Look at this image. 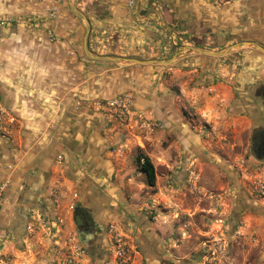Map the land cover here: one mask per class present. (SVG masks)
I'll return each instance as SVG.
<instances>
[{"label": "rangeland", "instance_id": "1", "mask_svg": "<svg viewBox=\"0 0 264 264\" xmlns=\"http://www.w3.org/2000/svg\"><path fill=\"white\" fill-rule=\"evenodd\" d=\"M72 3L96 56L264 47V0ZM0 17V264H264L263 52L127 65L87 55L69 0H0Z\"/></svg>", "mask_w": 264, "mask_h": 264}, {"label": "water", "instance_id": "2", "mask_svg": "<svg viewBox=\"0 0 264 264\" xmlns=\"http://www.w3.org/2000/svg\"><path fill=\"white\" fill-rule=\"evenodd\" d=\"M70 6L72 8V10L79 16L81 17L85 22H86V37H85V50L86 53L89 57H91L92 59L98 60V61H114L116 63H120V64H161V65H170L174 62H176L177 60L181 59L184 55L187 54H191V53H200V54H204V55H209V56H221L223 54H226L228 52H230L233 49H237L243 46H251L254 47L256 49H258L259 51L264 53V47L258 43L255 42H242L239 44H235L229 48H227L224 52L221 53H213V52H209L203 48L200 47H188V52H182L180 55H176L173 58L166 60V61H139L136 59H129V58H124V57H107V56H96L93 55L91 52H89L88 48H87V43H88V36L90 33V23L88 21V19L86 18V16L81 13L72 3V0H69Z\"/></svg>", "mask_w": 264, "mask_h": 264}, {"label": "crops", "instance_id": "3", "mask_svg": "<svg viewBox=\"0 0 264 264\" xmlns=\"http://www.w3.org/2000/svg\"><path fill=\"white\" fill-rule=\"evenodd\" d=\"M26 43V42H25ZM18 44H20L19 42H18ZM29 48V46L27 45V44H24V48L22 49V50H20V51H17L16 50V48H15V46H13L12 47V50H11V52H9V53H11L13 56L11 57L12 58V62L13 63H19V64H21V66L22 65H25V64H32V63H34L35 62V60H36V58H34V55H35V52H33L32 50H29L28 49ZM16 55H18L17 56V58H16ZM40 70H43V69H41L40 68ZM8 71V70H7ZM24 72H25V74L27 75V76H29V77H31V71L30 70H28V69H26V70H24ZM14 75H15V73H10L9 71H8V79L7 80H9V83H12L13 81H14ZM2 88H5V87H3L2 86ZM6 99H4L3 97H2V102L3 103H5V105L6 106H9L8 104L9 103H7L8 101L6 100ZM21 106L22 107H17V108H15V111H20L21 112V114H22V116H24L25 118H27V119H29V118H32L31 117V115L29 114V111H28V109H27V107H26V104L25 103H22L21 104ZM21 108V109H20ZM20 109V110H19ZM41 164V163H40ZM35 188H36V184H34L33 186H32V192L34 193L35 191ZM7 211V209H5V212ZM4 212V213H5Z\"/></svg>", "mask_w": 264, "mask_h": 264}, {"label": "trees", "instance_id": "4", "mask_svg": "<svg viewBox=\"0 0 264 264\" xmlns=\"http://www.w3.org/2000/svg\"><path fill=\"white\" fill-rule=\"evenodd\" d=\"M138 164L142 173L145 174L149 186L154 187L156 185V171L155 167L148 156L138 157Z\"/></svg>", "mask_w": 264, "mask_h": 264}, {"label": "built area", "instance_id": "5", "mask_svg": "<svg viewBox=\"0 0 264 264\" xmlns=\"http://www.w3.org/2000/svg\"><path fill=\"white\" fill-rule=\"evenodd\" d=\"M9 22L7 19L0 17V27L5 26ZM5 114V113H2ZM7 118L9 119L10 122H14L15 118L7 114Z\"/></svg>", "mask_w": 264, "mask_h": 264}, {"label": "bare ground", "instance_id": "6", "mask_svg": "<svg viewBox=\"0 0 264 264\" xmlns=\"http://www.w3.org/2000/svg\"><path fill=\"white\" fill-rule=\"evenodd\" d=\"M173 3H174V1H173ZM119 83H120V82H119ZM121 86H122V85H121ZM102 91H103V90H102ZM111 91H112V90H111ZM110 96H113V95L111 94ZM21 107H22V106H21ZM20 109H21V108H20ZM20 109H19V110H20ZM89 239H90V238H88V240H89Z\"/></svg>", "mask_w": 264, "mask_h": 264}, {"label": "flooded vegetation", "instance_id": "7", "mask_svg": "<svg viewBox=\"0 0 264 264\" xmlns=\"http://www.w3.org/2000/svg\"><path fill=\"white\" fill-rule=\"evenodd\" d=\"M262 146H263V148H264V142L261 144Z\"/></svg>", "mask_w": 264, "mask_h": 264}]
</instances>
